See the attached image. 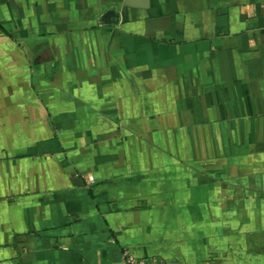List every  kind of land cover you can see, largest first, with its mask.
<instances>
[{"label": "crops", "instance_id": "0c3cea01", "mask_svg": "<svg viewBox=\"0 0 264 264\" xmlns=\"http://www.w3.org/2000/svg\"><path fill=\"white\" fill-rule=\"evenodd\" d=\"M264 264V0H0V264Z\"/></svg>", "mask_w": 264, "mask_h": 264}, {"label": "built area", "instance_id": "2783aa9c", "mask_svg": "<svg viewBox=\"0 0 264 264\" xmlns=\"http://www.w3.org/2000/svg\"><path fill=\"white\" fill-rule=\"evenodd\" d=\"M114 264H166L162 259L156 256H137L130 250L121 254L120 260Z\"/></svg>", "mask_w": 264, "mask_h": 264}]
</instances>
